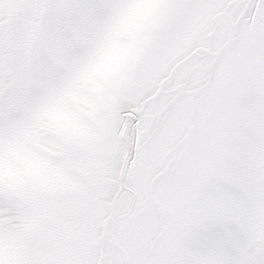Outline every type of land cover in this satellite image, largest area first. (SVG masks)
<instances>
[{
	"label": "snow or ice",
	"instance_id": "obj_1",
	"mask_svg": "<svg viewBox=\"0 0 264 264\" xmlns=\"http://www.w3.org/2000/svg\"><path fill=\"white\" fill-rule=\"evenodd\" d=\"M0 264H264V0H0Z\"/></svg>",
	"mask_w": 264,
	"mask_h": 264
}]
</instances>
